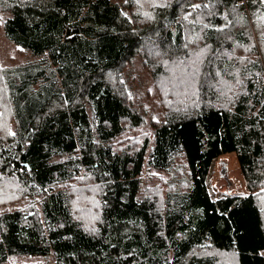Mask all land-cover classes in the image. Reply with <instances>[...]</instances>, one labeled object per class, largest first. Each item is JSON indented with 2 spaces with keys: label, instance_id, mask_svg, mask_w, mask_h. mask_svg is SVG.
<instances>
[{
  "label": "trees",
  "instance_id": "obj_1",
  "mask_svg": "<svg viewBox=\"0 0 264 264\" xmlns=\"http://www.w3.org/2000/svg\"><path fill=\"white\" fill-rule=\"evenodd\" d=\"M143 1L0 0L37 58L0 66V264H264V1ZM224 154L249 194L212 198Z\"/></svg>",
  "mask_w": 264,
  "mask_h": 264
},
{
  "label": "rangeland",
  "instance_id": "obj_2",
  "mask_svg": "<svg viewBox=\"0 0 264 264\" xmlns=\"http://www.w3.org/2000/svg\"><path fill=\"white\" fill-rule=\"evenodd\" d=\"M111 1L117 4H121L125 0H111ZM134 1L137 2L138 0H134ZM143 2H145V0ZM6 14L7 13L5 12L0 13V66L6 68L19 64H25L27 62L36 60L37 58L33 57L32 54H30L27 51H22L8 38H6L3 30L4 18L5 16H7ZM124 77L126 79L130 91L133 93L134 102L135 101L137 103L139 102L142 106H146L148 108V112H149L148 121L152 120L153 116L161 121L163 116L162 113L163 107L161 104L162 101H160V97L158 96L159 94L152 93V91L157 93L153 86L154 80L152 78L151 72L149 71L148 68L145 67V65L142 63L141 58L138 55L132 60L131 63L125 66ZM183 82L184 81H181V83ZM181 83L179 84L178 87L182 85ZM228 156L230 158L231 177H233V179L237 181V183L240 186V189L235 192H230L227 189L229 183H226V188L221 189L219 187V183L221 182V177L219 174V169L217 168V163L218 161L221 160L220 159L221 156H220L217 160L213 162L208 176V189L213 199H217L221 195L234 196L239 194H249L246 187L245 177L242 173L240 164H239L240 169H234L232 167L231 157L229 154ZM236 172H241L242 178L236 175ZM148 183H150V181ZM219 256L222 259V261H224V264H236V262L230 260L228 257L226 256L224 257V255L219 254ZM20 261H23V263L26 264H37V263L54 264V260L52 258L50 259L24 258V259H20Z\"/></svg>",
  "mask_w": 264,
  "mask_h": 264
},
{
  "label": "bare ground",
  "instance_id": "obj_3",
  "mask_svg": "<svg viewBox=\"0 0 264 264\" xmlns=\"http://www.w3.org/2000/svg\"><path fill=\"white\" fill-rule=\"evenodd\" d=\"M220 161L217 163V168L219 169V174L221 177V182L219 183V187L221 189L226 188V183H229L227 189L230 192H235L240 189L239 184L237 181L231 177V171H230V158L228 154H224L220 157ZM236 175H238L240 178H242L241 172H236ZM230 180V181H229Z\"/></svg>",
  "mask_w": 264,
  "mask_h": 264
}]
</instances>
